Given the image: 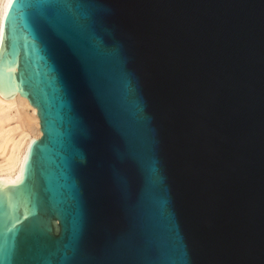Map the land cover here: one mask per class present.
Listing matches in <instances>:
<instances>
[{
	"label": "water",
	"instance_id": "95a60500",
	"mask_svg": "<svg viewBox=\"0 0 264 264\" xmlns=\"http://www.w3.org/2000/svg\"><path fill=\"white\" fill-rule=\"evenodd\" d=\"M15 94L0 264H264V0H11Z\"/></svg>",
	"mask_w": 264,
	"mask_h": 264
},
{
	"label": "bare ground",
	"instance_id": "6f19581e",
	"mask_svg": "<svg viewBox=\"0 0 264 264\" xmlns=\"http://www.w3.org/2000/svg\"><path fill=\"white\" fill-rule=\"evenodd\" d=\"M10 1L0 0V32ZM40 136L37 112H31L24 97H0V183L19 179L28 146Z\"/></svg>",
	"mask_w": 264,
	"mask_h": 264
}]
</instances>
